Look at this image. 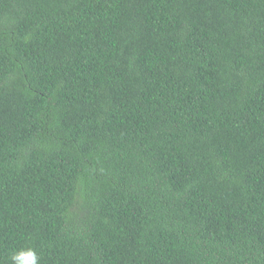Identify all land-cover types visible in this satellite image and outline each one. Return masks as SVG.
<instances>
[{
  "label": "trees",
  "instance_id": "obj_1",
  "mask_svg": "<svg viewBox=\"0 0 264 264\" xmlns=\"http://www.w3.org/2000/svg\"><path fill=\"white\" fill-rule=\"evenodd\" d=\"M264 264V0H0V264Z\"/></svg>",
  "mask_w": 264,
  "mask_h": 264
},
{
  "label": "clouds",
  "instance_id": "obj_2",
  "mask_svg": "<svg viewBox=\"0 0 264 264\" xmlns=\"http://www.w3.org/2000/svg\"><path fill=\"white\" fill-rule=\"evenodd\" d=\"M11 264H40V257L33 248H20L10 255Z\"/></svg>",
  "mask_w": 264,
  "mask_h": 264
}]
</instances>
